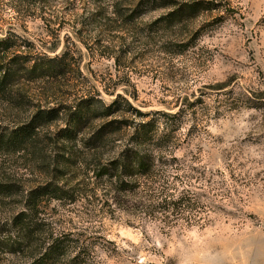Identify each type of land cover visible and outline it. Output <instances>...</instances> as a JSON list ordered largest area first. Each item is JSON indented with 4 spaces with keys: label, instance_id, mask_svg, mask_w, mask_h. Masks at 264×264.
<instances>
[{
    "label": "rangeland",
    "instance_id": "1",
    "mask_svg": "<svg viewBox=\"0 0 264 264\" xmlns=\"http://www.w3.org/2000/svg\"><path fill=\"white\" fill-rule=\"evenodd\" d=\"M176 1L213 5L176 22L145 0H0V39L12 31L25 54L72 57L66 80L30 85L32 105L85 93L106 104L121 95L141 113L182 110L175 156L185 167L169 171H197L177 181L178 193L194 194L196 220L165 233L115 212L86 234L98 237L92 256L62 264H264V0ZM58 81L54 101L46 85ZM32 105L19 112L2 101L0 118L28 116ZM69 209L78 234L81 208ZM0 264L19 261L0 251Z\"/></svg>",
    "mask_w": 264,
    "mask_h": 264
},
{
    "label": "trees",
    "instance_id": "2",
    "mask_svg": "<svg viewBox=\"0 0 264 264\" xmlns=\"http://www.w3.org/2000/svg\"><path fill=\"white\" fill-rule=\"evenodd\" d=\"M145 1L151 10L172 9L164 19L176 22L194 19L213 5ZM23 43L12 31L0 39V105L5 101L19 112L36 100L31 84L64 81L75 70L67 50L55 57L31 56L21 51ZM60 81L46 85L54 101ZM32 108L8 123L0 118L3 256L19 264L76 263L98 247L93 242L98 237L86 236L97 227L92 223L115 212L158 224L165 233L196 220L194 194L177 189L178 179L190 182L196 168L180 177L169 171L185 167L175 156L182 110L141 113L121 95L106 104L85 93ZM77 206L85 228L75 234L69 208Z\"/></svg>",
    "mask_w": 264,
    "mask_h": 264
}]
</instances>
